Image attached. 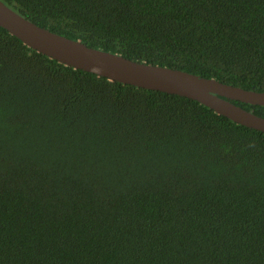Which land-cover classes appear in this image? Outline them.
Segmentation results:
<instances>
[{
  "label": "trees",
  "instance_id": "trees-1",
  "mask_svg": "<svg viewBox=\"0 0 264 264\" xmlns=\"http://www.w3.org/2000/svg\"><path fill=\"white\" fill-rule=\"evenodd\" d=\"M1 1L90 47L264 91V0ZM0 264H264V133L0 27Z\"/></svg>",
  "mask_w": 264,
  "mask_h": 264
},
{
  "label": "water",
  "instance_id": "water-1",
  "mask_svg": "<svg viewBox=\"0 0 264 264\" xmlns=\"http://www.w3.org/2000/svg\"><path fill=\"white\" fill-rule=\"evenodd\" d=\"M0 27L26 46L64 65L82 69L111 81L195 100L231 121L264 133V117L232 101L264 106V91L247 90L214 78L128 59L90 47L79 40L51 32L27 20L0 0Z\"/></svg>",
  "mask_w": 264,
  "mask_h": 264
}]
</instances>
